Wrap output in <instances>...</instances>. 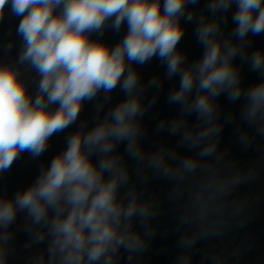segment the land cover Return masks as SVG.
I'll use <instances>...</instances> for the list:
<instances>
[{
  "label": "clouds",
  "instance_id": "obj_1",
  "mask_svg": "<svg viewBox=\"0 0 264 264\" xmlns=\"http://www.w3.org/2000/svg\"><path fill=\"white\" fill-rule=\"evenodd\" d=\"M0 0V22L5 11L19 17L15 34L20 47L15 60L0 59V173L7 172L27 152L33 158L48 148L51 137L73 125L86 102L102 93L103 109L117 87L126 99L110 108L92 128L81 125L67 137L66 147L42 169L35 181L13 197L0 194V264H7L9 231L18 213L26 214L33 240L48 238L49 264H113L124 249L135 255L146 242L132 231V221L149 216L147 205L128 194L125 204L119 189L128 182L127 170L115 149L120 143L137 161L145 159L138 117L144 114L141 76L133 65L157 58L166 77H179V87L167 100L185 115L195 114L201 127H186L183 119L168 123L170 134L181 132V141L199 148L198 157H212L215 137L222 128L217 119V98L243 97L238 142L251 143V131L264 136V78L245 88L240 68L249 64L264 77V49L248 51L252 37L264 35V0ZM232 12L234 27L223 28ZM185 23L195 22V36L203 54L188 63L178 49ZM125 35L113 46L101 37L111 28ZM96 34L97 38H93ZM11 35V29H9ZM12 43L5 51L12 50ZM34 73V75H32ZM148 87L159 88L157 77ZM34 89V90H30ZM155 102V97L153 98ZM165 128V121L157 126ZM164 148L148 156V165L165 177L195 173L199 165L189 156L178 168L166 163ZM98 157L94 162L92 157ZM175 157H173L174 159ZM237 176L231 183L238 184ZM191 247L192 240L182 241ZM43 256L37 264H43ZM183 259V258H182ZM186 264V262H185Z\"/></svg>",
  "mask_w": 264,
  "mask_h": 264
}]
</instances>
